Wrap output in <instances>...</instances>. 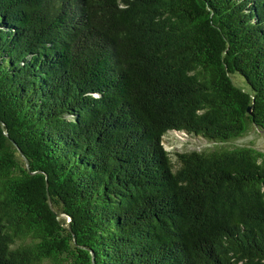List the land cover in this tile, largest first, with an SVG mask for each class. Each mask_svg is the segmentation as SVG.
<instances>
[{"label":"trees","instance_id":"obj_1","mask_svg":"<svg viewBox=\"0 0 264 264\" xmlns=\"http://www.w3.org/2000/svg\"><path fill=\"white\" fill-rule=\"evenodd\" d=\"M252 125L264 0H0V264H264Z\"/></svg>","mask_w":264,"mask_h":264},{"label":"rangeland","instance_id":"obj_2","mask_svg":"<svg viewBox=\"0 0 264 264\" xmlns=\"http://www.w3.org/2000/svg\"><path fill=\"white\" fill-rule=\"evenodd\" d=\"M233 80L237 84L244 86L242 80L237 76H233ZM231 144L251 145L264 151V130L252 125L242 137L235 139ZM163 146L165 150L170 151L171 158L175 159L174 152L203 150L211 148L213 143L207 142L199 136L189 135L184 132L170 131L163 137Z\"/></svg>","mask_w":264,"mask_h":264},{"label":"water","instance_id":"obj_3","mask_svg":"<svg viewBox=\"0 0 264 264\" xmlns=\"http://www.w3.org/2000/svg\"><path fill=\"white\" fill-rule=\"evenodd\" d=\"M247 111L250 112V111H251V107H249V108L247 109ZM46 183H47V182H46ZM47 202H48L49 207L52 209V205H51V202H50V198H49L48 193H47ZM61 215L64 216L63 214H61ZM58 216H59V215H58ZM69 220H70V218L67 217L66 221L68 222ZM91 257H92V261H93V256L91 255Z\"/></svg>","mask_w":264,"mask_h":264}]
</instances>
